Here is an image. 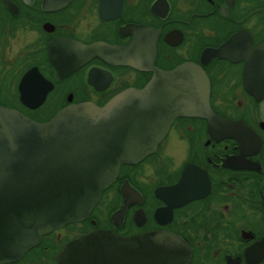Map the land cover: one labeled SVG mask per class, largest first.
<instances>
[{
	"label": "flooded vegetation",
	"instance_id": "obj_1",
	"mask_svg": "<svg viewBox=\"0 0 264 264\" xmlns=\"http://www.w3.org/2000/svg\"><path fill=\"white\" fill-rule=\"evenodd\" d=\"M262 43L264 0H0L1 107L43 122L190 63L204 75L210 112L228 123L174 117L153 152L119 166L85 219L0 264H60L62 246L94 227L174 235L179 264H264ZM123 181L135 193L115 224Z\"/></svg>",
	"mask_w": 264,
	"mask_h": 264
},
{
	"label": "water",
	"instance_id": "obj_2",
	"mask_svg": "<svg viewBox=\"0 0 264 264\" xmlns=\"http://www.w3.org/2000/svg\"><path fill=\"white\" fill-rule=\"evenodd\" d=\"M203 77L190 63L158 70L139 90L125 89L100 107L68 104L43 122L0 106V259L18 258L41 234L85 219L119 166L153 152L174 117L199 114L209 124L227 127L207 106ZM120 192L122 205L111 214L115 224L135 193L126 181ZM181 246L171 234L121 236L94 227L65 243L55 259L60 264H179L170 254Z\"/></svg>",
	"mask_w": 264,
	"mask_h": 264
},
{
	"label": "trees",
	"instance_id": "obj_3",
	"mask_svg": "<svg viewBox=\"0 0 264 264\" xmlns=\"http://www.w3.org/2000/svg\"><path fill=\"white\" fill-rule=\"evenodd\" d=\"M111 210H112L111 207H109V208L107 206L105 207L106 213H109ZM98 214H99V211L97 210V207H95L93 209L90 217H92L96 220L98 226H101L104 223V219L102 217H99Z\"/></svg>",
	"mask_w": 264,
	"mask_h": 264
},
{
	"label": "rangeland",
	"instance_id": "obj_4",
	"mask_svg": "<svg viewBox=\"0 0 264 264\" xmlns=\"http://www.w3.org/2000/svg\"><path fill=\"white\" fill-rule=\"evenodd\" d=\"M174 149H175V148H174ZM175 152L178 153V148H177V147H176V149H175ZM91 218H92V217H91ZM92 219H94V218H92ZM94 220H95V219H94ZM95 223H96V224H95ZM91 226H92V225H91ZM94 226H98L96 220H95V222H94Z\"/></svg>",
	"mask_w": 264,
	"mask_h": 264
}]
</instances>
